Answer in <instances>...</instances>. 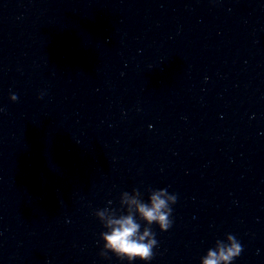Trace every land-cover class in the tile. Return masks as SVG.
Listing matches in <instances>:
<instances>
[{"label":"clouds","instance_id":"obj_1","mask_svg":"<svg viewBox=\"0 0 264 264\" xmlns=\"http://www.w3.org/2000/svg\"><path fill=\"white\" fill-rule=\"evenodd\" d=\"M10 99L17 101L18 97L12 94ZM148 192L147 202L142 199L138 189H133L131 194L127 191L121 193L120 208L126 209L125 212L118 214V210L113 208L95 211L94 215L106 229L100 233L103 241L101 256H107L110 252L120 260H127L128 264L136 260L148 264L153 259V249L158 246V241L151 226L158 225L161 232L172 227L171 205L177 202L178 197L169 194L167 189H149ZM141 221L145 225L142 230ZM242 250L237 238L227 234L226 242L217 240L215 247L208 249L206 255L201 257V264H232Z\"/></svg>","mask_w":264,"mask_h":264}]
</instances>
